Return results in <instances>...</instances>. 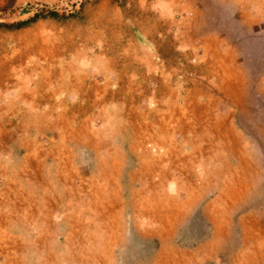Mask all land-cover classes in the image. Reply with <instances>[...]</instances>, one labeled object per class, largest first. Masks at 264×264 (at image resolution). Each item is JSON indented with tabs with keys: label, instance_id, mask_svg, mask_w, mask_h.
Wrapping results in <instances>:
<instances>
[{
	"label": "rangeland",
	"instance_id": "obj_1",
	"mask_svg": "<svg viewBox=\"0 0 264 264\" xmlns=\"http://www.w3.org/2000/svg\"><path fill=\"white\" fill-rule=\"evenodd\" d=\"M0 264H264V0H0Z\"/></svg>",
	"mask_w": 264,
	"mask_h": 264
}]
</instances>
